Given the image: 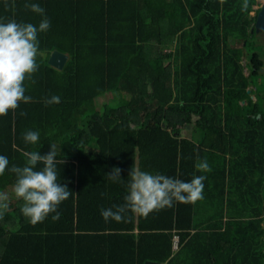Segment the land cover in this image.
Instances as JSON below:
<instances>
[{"label":"trees","instance_id":"trees-1","mask_svg":"<svg viewBox=\"0 0 264 264\" xmlns=\"http://www.w3.org/2000/svg\"><path fill=\"white\" fill-rule=\"evenodd\" d=\"M25 3L40 5L50 28L38 32L35 83L25 81L32 101L0 116V155L9 160L0 192L10 198L0 264H264L260 2L0 0V22L38 27L43 17ZM53 49L68 54L61 70L47 63ZM53 95L60 103L46 105ZM29 130L39 132L36 144L24 142ZM52 145L71 195L58 220L51 213L33 226L10 169L25 164L24 152ZM205 160L211 170H197ZM113 167L122 170L116 182ZM132 167L185 182L203 175V198L105 222L101 209L124 203Z\"/></svg>","mask_w":264,"mask_h":264},{"label":"clouds","instance_id":"clouds-1","mask_svg":"<svg viewBox=\"0 0 264 264\" xmlns=\"http://www.w3.org/2000/svg\"><path fill=\"white\" fill-rule=\"evenodd\" d=\"M220 3L223 4L224 0H220ZM24 7L40 14L43 19L38 27L32 23H17L15 20L0 22V116L14 112L21 101H32L31 96L25 95V81L35 83L32 77L39 67L37 56L43 55L39 49L38 32H46L50 28V21L44 16V9L40 5L25 3ZM58 103L60 97L56 95L45 100L46 105ZM23 139L26 144H36L39 132L29 130ZM23 156L26 158L25 164L13 165L10 169L16 176L12 192L17 200L23 202L20 208L22 215L33 226L42 223L51 213H55L52 220H58V206L71 195L67 185L58 182L57 164H63L64 160L57 159L54 145L47 154L26 151ZM40 164L42 168L37 167ZM8 165V158L0 155V176L8 170ZM195 167L199 171L211 170L206 160L197 163ZM121 171L119 167H113L108 174L109 180H121ZM128 176L131 179L124 203L101 209L105 222H121L126 219L128 212L147 217L154 211L172 207L174 201L195 203L203 198V181L206 179L203 175L194 176L190 182H185L132 167ZM9 199L8 193L0 192V219H3L9 208Z\"/></svg>","mask_w":264,"mask_h":264},{"label":"water","instance_id":"water-1","mask_svg":"<svg viewBox=\"0 0 264 264\" xmlns=\"http://www.w3.org/2000/svg\"><path fill=\"white\" fill-rule=\"evenodd\" d=\"M260 1V8L256 14V19L254 22V28L256 32H264V0ZM67 54L61 52L60 50L53 49L47 59V63L56 69L61 70L67 60ZM145 264H158L153 261H145Z\"/></svg>","mask_w":264,"mask_h":264},{"label":"rangeland","instance_id":"rangeland-1","mask_svg":"<svg viewBox=\"0 0 264 264\" xmlns=\"http://www.w3.org/2000/svg\"><path fill=\"white\" fill-rule=\"evenodd\" d=\"M147 1H149V2H156L157 0H147ZM262 47H263V51L260 53V56H261V58L264 61V45ZM173 48H174V46L172 45L170 47H164L162 49H163V51H170V50H173ZM166 60H171V58H166ZM244 72H245V74H248V70L247 69H245ZM260 72H261V74L259 76H260V80H262L264 78V73H263L264 70L261 69ZM263 81H264V79H263ZM108 94L109 93H107L105 96L104 95H101L99 98H97V100L99 102L98 103L99 106L101 104H103L104 99L106 100V99H108V97L111 96V95H108ZM106 96H108V97L106 98ZM111 101H114V99L111 98ZM245 102L246 101H244V100L242 101L243 104H245ZM193 121H194V117H192V119H191V122L192 123H193ZM192 132H193V126H192V124H189L187 127L181 129L182 136L190 137L191 134H192ZM1 192H6V191L3 190Z\"/></svg>","mask_w":264,"mask_h":264},{"label":"crops","instance_id":"crops-1","mask_svg":"<svg viewBox=\"0 0 264 264\" xmlns=\"http://www.w3.org/2000/svg\"><path fill=\"white\" fill-rule=\"evenodd\" d=\"M58 50V49H57ZM52 51V50H51ZM65 53V52H64ZM67 54V53H66ZM67 56H68V54H67ZM67 59H68V57H67ZM59 70V69H58ZM264 207V206H263ZM259 229L261 230V231H264V219H262L261 221H260V223H259ZM174 235H177V234H174ZM173 235V236H174ZM178 243H179V236H178ZM178 248H179V244H178V247L177 248H175L174 247V244H173V237H172V242H171V249H172V251L174 252V251H177L178 250ZM146 261H152V260H146ZM153 262H156V261H153ZM158 264H160L159 262H157ZM144 264H145V262H144Z\"/></svg>","mask_w":264,"mask_h":264},{"label":"built area","instance_id":"built-area-1","mask_svg":"<svg viewBox=\"0 0 264 264\" xmlns=\"http://www.w3.org/2000/svg\"><path fill=\"white\" fill-rule=\"evenodd\" d=\"M173 244H174V247L175 248L178 247V235H174L173 236Z\"/></svg>","mask_w":264,"mask_h":264}]
</instances>
